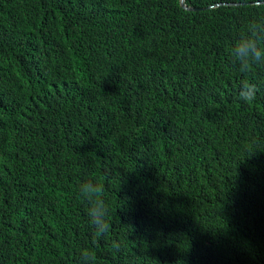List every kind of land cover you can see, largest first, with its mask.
<instances>
[{
	"label": "trees",
	"instance_id": "obj_1",
	"mask_svg": "<svg viewBox=\"0 0 264 264\" xmlns=\"http://www.w3.org/2000/svg\"><path fill=\"white\" fill-rule=\"evenodd\" d=\"M184 4L0 0V264H264V0Z\"/></svg>",
	"mask_w": 264,
	"mask_h": 264
},
{
	"label": "clouds",
	"instance_id": "obj_2",
	"mask_svg": "<svg viewBox=\"0 0 264 264\" xmlns=\"http://www.w3.org/2000/svg\"><path fill=\"white\" fill-rule=\"evenodd\" d=\"M248 30L252 31L250 26ZM230 55L233 62L240 65L239 71L246 74L254 67L264 66V40H257L256 34L253 32L249 39L235 42L230 50ZM257 91V86L254 83L245 80L238 88V98L246 103H251L256 99ZM80 190L81 195L91 205L88 215L94 228V234L98 237L103 236L110 229L107 209L101 199L103 187L99 183L88 181L80 185ZM113 247L116 248L117 245L114 243Z\"/></svg>",
	"mask_w": 264,
	"mask_h": 264
},
{
	"label": "water",
	"instance_id": "obj_3",
	"mask_svg": "<svg viewBox=\"0 0 264 264\" xmlns=\"http://www.w3.org/2000/svg\"><path fill=\"white\" fill-rule=\"evenodd\" d=\"M222 4H227V3H222ZM230 4H235V3H230ZM179 5L188 11H199V10H203L204 8H200V7H191V6H187L184 4V0H179ZM219 4H216V6H218ZM209 7H213V6H209Z\"/></svg>",
	"mask_w": 264,
	"mask_h": 264
}]
</instances>
